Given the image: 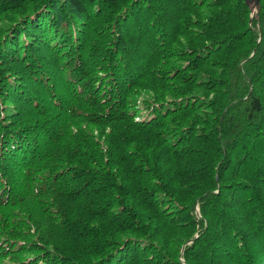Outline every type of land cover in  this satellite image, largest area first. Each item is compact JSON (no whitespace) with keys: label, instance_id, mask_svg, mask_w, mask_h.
I'll return each mask as SVG.
<instances>
[{"label":"trees","instance_id":"trees-1","mask_svg":"<svg viewBox=\"0 0 264 264\" xmlns=\"http://www.w3.org/2000/svg\"><path fill=\"white\" fill-rule=\"evenodd\" d=\"M0 264H264V0H0Z\"/></svg>","mask_w":264,"mask_h":264},{"label":"water","instance_id":"water-1","mask_svg":"<svg viewBox=\"0 0 264 264\" xmlns=\"http://www.w3.org/2000/svg\"><path fill=\"white\" fill-rule=\"evenodd\" d=\"M250 5L254 13H257L260 9V0H245Z\"/></svg>","mask_w":264,"mask_h":264}]
</instances>
